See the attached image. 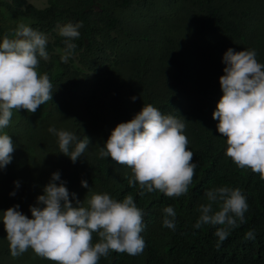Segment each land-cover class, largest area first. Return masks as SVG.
<instances>
[{"label": "trees", "instance_id": "trees-1", "mask_svg": "<svg viewBox=\"0 0 264 264\" xmlns=\"http://www.w3.org/2000/svg\"><path fill=\"white\" fill-rule=\"evenodd\" d=\"M79 22L77 47L65 63L59 27ZM21 23L47 37L49 59H40L38 71L48 75L53 94L35 113L13 111L9 126L0 130L15 147L12 162L0 170V216L19 205L31 219L30 207L59 172L56 183L65 182L70 201L72 194L81 202L94 193L117 201L131 194L145 214L143 252H110L99 264H264V180L226 156V138L212 119L223 95L219 78L226 51L254 49L264 64V0H0V42L5 35L14 39ZM147 104L185 120L196 169L183 196H141L138 186L128 185L130 168L99 156L114 128ZM49 127L89 138L75 163L60 152ZM219 187L240 189L249 210L246 223L230 229L217 248L214 233L224 226L194 225L200 206L208 203L206 191ZM167 206L176 212L175 230L163 226ZM249 230L254 241L244 239ZM6 237L0 220V264H53L31 249L13 258ZM98 241L93 234V243Z\"/></svg>", "mask_w": 264, "mask_h": 264}, {"label": "clouds", "instance_id": "clouds-1", "mask_svg": "<svg viewBox=\"0 0 264 264\" xmlns=\"http://www.w3.org/2000/svg\"><path fill=\"white\" fill-rule=\"evenodd\" d=\"M81 27L82 22L59 27V35L65 38L61 56L65 63L77 47L73 41L79 39ZM13 35L14 39L5 35L0 42V130L9 126L13 111L35 113L39 106L52 100L53 94L48 75L38 71L40 59H49L46 35L23 23ZM256 56L254 49L226 51L222 59L226 65L224 75L219 78L223 95L212 119L218 121L217 131L226 138V156L239 168L251 169L264 180V64ZM185 127L183 118L162 114L152 104L144 105L133 119L114 128L99 156L130 168L128 185L138 186L141 196L156 191L169 198L183 196L196 169ZM48 131L58 137L60 152L73 163L90 144L89 138L79 139L70 131L55 127ZM14 151L11 137L0 134V170L12 162ZM57 181L59 172L53 173L44 194L37 197L36 206L30 207L31 219L19 211V205L0 216L13 258L31 249L53 264H99L101 257L107 258L110 252L130 256L143 252L145 214L131 194L117 201L107 193H94L82 202L72 194L70 201L65 182L58 186ZM14 183L19 188V182ZM81 186L88 188L87 181H81ZM205 196L208 203L200 206L201 214L194 227L224 226L216 227L214 233L218 237L216 247L220 248L230 229L246 223L249 205L238 188H213ZM217 203L219 210L214 212L213 204ZM163 212V226L175 230L174 208L164 207ZM93 234L99 237L95 244ZM255 238L254 230L244 237L253 241Z\"/></svg>", "mask_w": 264, "mask_h": 264}, {"label": "rangeland", "instance_id": "rangeland-1", "mask_svg": "<svg viewBox=\"0 0 264 264\" xmlns=\"http://www.w3.org/2000/svg\"><path fill=\"white\" fill-rule=\"evenodd\" d=\"M39 0H31V2L33 3V2H35V3H37Z\"/></svg>", "mask_w": 264, "mask_h": 264}]
</instances>
